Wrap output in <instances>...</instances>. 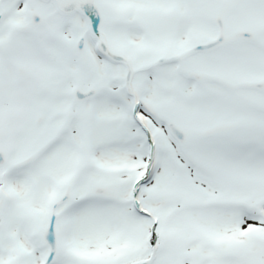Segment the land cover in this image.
I'll use <instances>...</instances> for the list:
<instances>
[{
  "label": "snow or ice",
  "instance_id": "6c2138e0",
  "mask_svg": "<svg viewBox=\"0 0 264 264\" xmlns=\"http://www.w3.org/2000/svg\"><path fill=\"white\" fill-rule=\"evenodd\" d=\"M0 264H264V0H0Z\"/></svg>",
  "mask_w": 264,
  "mask_h": 264
}]
</instances>
